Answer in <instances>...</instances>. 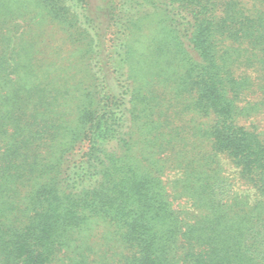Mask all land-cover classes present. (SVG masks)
<instances>
[{"label":"trees","instance_id":"trees-1","mask_svg":"<svg viewBox=\"0 0 264 264\" xmlns=\"http://www.w3.org/2000/svg\"><path fill=\"white\" fill-rule=\"evenodd\" d=\"M0 264H264V0H0Z\"/></svg>","mask_w":264,"mask_h":264},{"label":"rangeland","instance_id":"rangeland-1","mask_svg":"<svg viewBox=\"0 0 264 264\" xmlns=\"http://www.w3.org/2000/svg\"><path fill=\"white\" fill-rule=\"evenodd\" d=\"M49 30H51L50 32H48V34L51 35L50 39H51L52 44H54V45H60L62 41L60 40L59 37H60V35H62V33L60 31H58L57 29L51 28V27L48 28V31ZM52 32H54V34H51ZM45 36H46V34H45ZM66 49H68V50H66V51L63 52V56H65V57H72V54L73 53L71 52L72 51L71 50V47L67 45V48ZM223 162L225 164L226 172L229 173V174H233L234 173V167H232V165L226 159H223ZM169 177H171V176L169 175ZM169 177L166 176L165 178L167 179ZM240 187H241L240 190H243V192H244L245 187L242 186V185ZM174 205L176 206L177 203L175 202ZM102 229H103L102 227H96V229L93 230L92 232L95 233V234H98V233H100L102 231Z\"/></svg>","mask_w":264,"mask_h":264}]
</instances>
